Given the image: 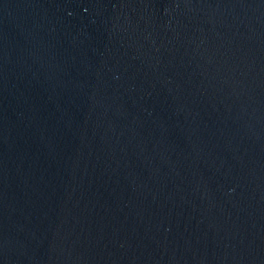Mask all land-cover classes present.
<instances>
[{"label": "water", "instance_id": "1", "mask_svg": "<svg viewBox=\"0 0 264 264\" xmlns=\"http://www.w3.org/2000/svg\"><path fill=\"white\" fill-rule=\"evenodd\" d=\"M0 264H264V0H0Z\"/></svg>", "mask_w": 264, "mask_h": 264}]
</instances>
